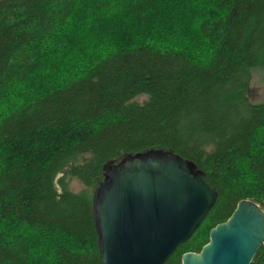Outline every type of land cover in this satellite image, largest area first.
<instances>
[{"label": "trees", "instance_id": "trees-1", "mask_svg": "<svg viewBox=\"0 0 264 264\" xmlns=\"http://www.w3.org/2000/svg\"><path fill=\"white\" fill-rule=\"evenodd\" d=\"M254 70L264 0L0 3V264H102L92 200L103 169L149 150L193 162L217 193L165 264L199 253L239 202L264 211ZM251 264H264V243Z\"/></svg>", "mask_w": 264, "mask_h": 264}, {"label": "water", "instance_id": "water-1", "mask_svg": "<svg viewBox=\"0 0 264 264\" xmlns=\"http://www.w3.org/2000/svg\"><path fill=\"white\" fill-rule=\"evenodd\" d=\"M216 199L205 174L170 151L149 150L109 163L92 200L102 264H165ZM263 243L264 211L244 200L209 231L200 252L183 254L180 264H251Z\"/></svg>", "mask_w": 264, "mask_h": 264}, {"label": "rangeland", "instance_id": "rangeland-1", "mask_svg": "<svg viewBox=\"0 0 264 264\" xmlns=\"http://www.w3.org/2000/svg\"><path fill=\"white\" fill-rule=\"evenodd\" d=\"M248 97L252 104L264 103V73L259 70H254L251 73V82L248 88ZM145 101L144 97H139L135 100L137 103ZM68 189L74 193L82 190V186L75 180L68 181Z\"/></svg>", "mask_w": 264, "mask_h": 264}]
</instances>
